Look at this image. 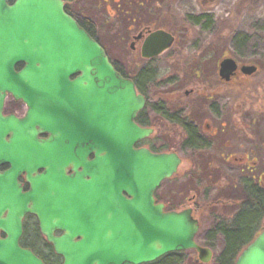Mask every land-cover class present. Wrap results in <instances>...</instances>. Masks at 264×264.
<instances>
[{
	"label": "water",
	"instance_id": "obj_1",
	"mask_svg": "<svg viewBox=\"0 0 264 264\" xmlns=\"http://www.w3.org/2000/svg\"><path fill=\"white\" fill-rule=\"evenodd\" d=\"M173 41L155 30L142 56ZM220 65L227 78L237 67ZM7 97L24 104L22 116L4 113ZM144 106L63 0H0V264H48L20 245L27 215L60 264H148L185 250L211 261L191 210L156 201L181 159L137 146L153 133L136 122ZM234 264H264V231Z\"/></svg>",
	"mask_w": 264,
	"mask_h": 264
},
{
	"label": "flooded vegetation",
	"instance_id": "obj_2",
	"mask_svg": "<svg viewBox=\"0 0 264 264\" xmlns=\"http://www.w3.org/2000/svg\"><path fill=\"white\" fill-rule=\"evenodd\" d=\"M103 1L110 5L114 4L113 12H117L115 14L116 17L129 14L131 10L135 12L137 11L136 7L142 8L145 4L144 0ZM63 2L65 11L81 27L84 24L95 37L93 38L107 53L104 44L98 36V25L96 22L84 13H77L73 6V0H63ZM136 19L137 17H132L131 19L134 24L132 25L134 33L130 36L129 49L135 61L130 63L129 69L147 73V78L145 79V76H143L139 81L140 89L136 82L132 81L137 93L142 94L145 98V106L138 114L144 111L142 114H145L146 127L153 130L151 136L145 139V143L141 146L155 153H176L181 159L180 164L185 163L184 165L187 166V168H184L185 172L182 173V176H190L191 168L189 166H196L197 169L195 168L194 170L195 177L200 180L197 176V174L200 175L201 173L200 167L207 166L208 171L213 169V173L210 174L213 177L212 182L231 184L230 187L220 184V190L215 193L217 194V199L205 203V205L198 203L199 198L196 194L186 199H181L182 201L178 206H170L165 200L156 198L158 202L164 204L166 210L177 212L185 209L191 210L192 216L199 222V230L195 238L196 242L211 251L210 264H215L216 258L224 253L225 245L227 246L231 243L232 237L240 231V224L229 221L232 220L233 216L240 211L241 206L246 202L249 185L264 190V169L262 168L264 166L263 117L260 114H237L238 112L232 114L231 105L232 95L236 94V97H239L242 92L240 86L242 88L245 87V91H249V94H252L250 87H246V83L249 81V76L254 73L243 71V67L248 65L236 62V69L227 78L228 74L226 71L220 72L221 62L226 58H230L226 54L217 59L210 68L201 62H192L188 66L183 61L185 58H183L182 50L170 52L173 44L163 53L155 57L145 58L142 56V47L151 32L164 30L173 36V43L176 41V35L165 30L162 26H156L153 22L144 23ZM83 28L85 29V27ZM107 55L109 59L115 61L108 53ZM165 59L169 60L171 65L169 64L166 67L167 72H165L163 78L156 81L160 70L159 65ZM191 60H193L192 57ZM140 61H142L141 64H139ZM173 61L178 65L173 66ZM131 65L133 66L132 68ZM171 67L175 68V72H170ZM253 67L256 70L257 67ZM157 84L161 90L156 94L157 99L150 102L148 98L149 91H154V87ZM241 97L243 99L246 98L245 95ZM149 106L151 109H149ZM152 114L157 117L156 120L158 121L152 120ZM15 115L22 116L23 113H15ZM173 128H175V135L178 139V147L175 149L155 147L153 141L157 139L155 136L157 130L163 129L167 132ZM194 157H196V162L191 164L190 158ZM235 168L239 175H237L232 184L227 181L229 177L227 172L230 169L235 170ZM0 169H5V166ZM210 196L209 192L203 200L209 199ZM233 204L237 207L230 220H217L207 230L201 231L199 214H202L210 207L219 208ZM24 222L20 241L24 237ZM245 228L247 229L246 234L243 238L237 240V245H240L241 249L236 253L232 264L236 262L241 252L264 231V221L250 223L245 225ZM0 236L2 237L3 235L1 234ZM229 253L231 252L229 251ZM194 254L195 261H197L198 255L196 252ZM225 257H227V254H225ZM59 263H61V258Z\"/></svg>",
	"mask_w": 264,
	"mask_h": 264
},
{
	"label": "rangeland",
	"instance_id": "obj_3",
	"mask_svg": "<svg viewBox=\"0 0 264 264\" xmlns=\"http://www.w3.org/2000/svg\"><path fill=\"white\" fill-rule=\"evenodd\" d=\"M144 1V7H136L137 11L131 10L129 14L121 17L115 16L117 12H113L114 4L112 6L103 0H73V6L77 13H84L96 22L98 36L109 56L134 78L138 71L129 69L130 63L135 61L129 49L130 36L134 33L132 17H137L136 20L144 23L153 22L156 26H162L165 30L175 34L176 41L170 52L182 50L183 58H185L183 61L188 66L192 62H201L210 68L223 54L233 58L239 64L256 66V70L252 72L254 74L249 76V81L246 83V87H250L252 94L245 91V87L240 86L242 89L240 96L232 95V114L237 112V114H260L263 117L262 126H264V0ZM201 16H207L209 21ZM199 17L201 23L196 26L186 22L187 18L199 19ZM205 23L207 28L203 29L202 25ZM240 36H246V40L242 43L239 42ZM141 63L142 61L139 62V64ZM169 64L171 65V62L165 59L159 65L160 70L156 81L163 78ZM172 64H174L173 66L178 65L175 61ZM170 72H175V68L171 67ZM155 86L154 91H149L150 102L157 99L156 94L161 90L158 84ZM243 95H245V99L241 97ZM11 100L10 97L6 99V108L11 107ZM149 109H151L150 106ZM17 110L15 113L22 114L25 111V106L21 104ZM152 115V120L158 121L157 117ZM169 131L157 130L155 135L157 139L153 141L155 147L168 149L178 147L175 128ZM195 162L196 157L190 158L191 164ZM184 164H180L177 173L172 178L164 180L156 191V196L168 202L170 206H178L183 199L193 194L198 196L200 205H205V203L217 199L215 193L220 190V184L231 186L229 183L212 182L213 177L210 174L213 173V169L208 171L207 166L200 167L201 173L197 174L200 180L195 177L196 166H189L191 168L190 176H182V173L185 172L184 168H187ZM262 168L264 169V166ZM227 173L229 175L227 181L233 184L239 173L236 168L228 170ZM209 192L210 198L203 200ZM236 207L233 204L206 209L205 212L199 214L201 231L207 230L217 220H230ZM182 253L181 264H203L195 261L193 250L182 251Z\"/></svg>",
	"mask_w": 264,
	"mask_h": 264
},
{
	"label": "trees",
	"instance_id": "obj_4",
	"mask_svg": "<svg viewBox=\"0 0 264 264\" xmlns=\"http://www.w3.org/2000/svg\"><path fill=\"white\" fill-rule=\"evenodd\" d=\"M11 1V0H9ZM205 17L207 21H209V18L207 16H201ZM199 19H193V18H187L186 22L190 23L193 26H196L197 24L201 23ZM202 25V24H201ZM83 27H85V30L91 35V37H94L93 34L86 28L84 24H82ZM203 29L207 28V24H203ZM201 26V27H202ZM95 38V37H94ZM246 40V36H240L239 42L242 43ZM114 68L121 73L126 78L132 79L134 82H136V85L140 89V83L139 81L144 78H147V73L145 71H139L137 76L134 78L130 76L128 73L125 72V70L115 61H112ZM21 66L17 65V69H19ZM11 107L6 108V112H17L20 103H16L13 100H11ZM17 110V111H16ZM144 111H142L140 114H138L136 118V122L140 124L141 126H147V123L145 122V114H142ZM145 143V141L140 142L137 146H141ZM250 188L247 189V196H246V202L241 206L240 211L233 216L232 220L229 222H234L240 224V231L235 234L232 239L231 243H229L227 246L225 245L223 252L218 258L215 260V264H232L234 261V258L236 256V253L240 251L241 246L237 245V240L243 238V236L246 234L247 229L245 228V225H248L250 223H260L264 221V190L257 189V187L249 185ZM27 186L25 185V188ZM155 197L158 199V197L155 195ZM159 200V199H158ZM34 220V222H31ZM21 246L23 247H29L38 257H40L45 263L48 264H58L60 261V258L53 252L52 247L50 244L46 242V240L43 238V236L39 233V230L37 228V223L35 222L34 217L27 216L24 222V237L20 241ZM229 251L231 253H229ZM182 252L177 253H169L167 255H164L163 257L159 258L158 260L148 263V264H181L182 263ZM225 254H227V257H225Z\"/></svg>",
	"mask_w": 264,
	"mask_h": 264
}]
</instances>
